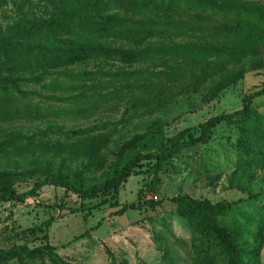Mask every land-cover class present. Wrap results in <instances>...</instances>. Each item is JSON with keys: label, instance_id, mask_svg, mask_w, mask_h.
<instances>
[{"label": "rangeland", "instance_id": "374dc122", "mask_svg": "<svg viewBox=\"0 0 264 264\" xmlns=\"http://www.w3.org/2000/svg\"><path fill=\"white\" fill-rule=\"evenodd\" d=\"M66 1L0 0V36L18 24L48 19ZM229 1L253 8L264 6V0ZM179 16L175 19H181ZM199 20L207 32L197 33L198 37H222L219 22ZM256 37L260 39L258 44L251 46L241 61L208 73L206 78L203 70L192 65L175 67L170 63V72L181 76V80H155L151 94L157 101L149 102L151 112L139 117L130 115L131 104L127 101L116 99L100 110L79 113V105L52 102L48 98L51 92L24 88L28 93H41L30 95L31 104L40 107L42 115L34 119L22 115L14 121L11 117L0 119V184L9 182L18 193H24L45 175L87 185L99 183L112 175L128 151L157 152L159 145L155 142L193 131L220 114L242 112L246 97L264 88V39ZM173 40L179 43L182 39ZM97 66L91 64L88 70L159 74L165 69L160 64L129 67L109 62ZM139 94L152 99L148 93L135 92V96ZM254 103L258 106L254 114L264 121V99ZM11 110L9 105L4 112L10 114ZM15 130L38 140L46 135L42 141L45 145L37 141L35 146L13 149L8 142ZM57 131L72 132L77 139L56 136ZM82 131L87 134L82 136ZM241 131L238 124H223L208 145L177 155L158 176H132L120 192L119 208L102 207L78 214L48 209L65 201L80 203L73 194L67 195L64 189L54 186L44 187L38 197L22 204L0 203V249L24 244L30 248L46 244L55 248L53 255L29 264H192L190 227L171 202L173 198H207L215 203L248 199L251 195L264 197V162L252 165L239 153L235 143ZM147 182L151 188L142 202L139 192ZM97 203L98 200L88 201L86 205L91 208ZM133 204L135 209L118 215L123 207ZM260 204L254 209L264 210ZM51 218H56L55 222L43 232ZM33 228L37 231L28 232ZM259 254L264 264V246Z\"/></svg>", "mask_w": 264, "mask_h": 264}, {"label": "trees", "instance_id": "16d2710c", "mask_svg": "<svg viewBox=\"0 0 264 264\" xmlns=\"http://www.w3.org/2000/svg\"><path fill=\"white\" fill-rule=\"evenodd\" d=\"M253 7L229 0H68L48 19L18 24L0 36V119L11 117L14 121L22 115L25 119L42 115L41 108L31 104L30 95L41 93L23 90L31 87L51 92L48 98L52 102L81 106L79 113H92L119 99L131 104L128 111L133 117L147 115L151 112L149 102L157 101L151 94L154 81L181 80V76L170 72V63L175 67L192 65L203 70L206 78L208 73L241 61L248 49L258 44L260 39L256 36L264 39V6ZM178 14L181 19L176 20ZM199 18L219 22L222 37H198L197 33L207 32ZM176 38L182 40L176 43ZM109 62L129 67L160 64L165 69L159 74L88 70L91 64ZM135 92L148 93L152 99L135 96ZM160 94L161 91L157 96ZM256 99H264V88L246 97L242 112L212 117L194 128L196 134L189 129L169 140L155 142L159 145L157 152H126L112 175L99 183L87 185L45 175L29 191L18 193L12 184L4 182L0 184V203L22 204L38 197L44 187L54 186L64 189L67 195L73 194L80 203L65 201L48 209L78 214L102 207L119 208L120 192L132 176H158L177 155L208 145L223 124L240 125L241 138L235 147L248 163H263L264 121L254 114L258 107ZM9 105L12 110L7 114L4 110ZM54 135L77 139L72 132L57 131ZM45 136L38 140L15 130L8 146H35ZM150 185L145 183L139 192L142 202ZM96 200L95 206L87 207L86 202ZM171 202L190 227L192 264H262L259 251L264 246V210L254 208L259 203L264 207V197L251 195L248 199L214 203L207 198L178 196ZM136 207H123L117 213L124 215ZM55 220L51 218L44 231L38 230L47 232ZM35 231L37 228L28 232ZM54 251L49 244L35 248L16 245L0 249V264H29L53 255Z\"/></svg>", "mask_w": 264, "mask_h": 264}]
</instances>
